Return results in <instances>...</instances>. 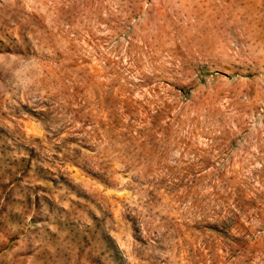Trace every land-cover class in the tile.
I'll list each match as a JSON object with an SVG mask.
<instances>
[{
    "label": "rangeland",
    "instance_id": "374dc122",
    "mask_svg": "<svg viewBox=\"0 0 264 264\" xmlns=\"http://www.w3.org/2000/svg\"><path fill=\"white\" fill-rule=\"evenodd\" d=\"M0 264H264V0H0Z\"/></svg>",
    "mask_w": 264,
    "mask_h": 264
}]
</instances>
